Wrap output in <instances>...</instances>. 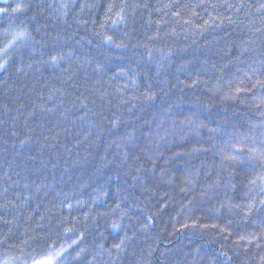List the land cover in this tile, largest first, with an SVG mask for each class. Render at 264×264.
<instances>
[{"label":"trees","instance_id":"16d2710c","mask_svg":"<svg viewBox=\"0 0 264 264\" xmlns=\"http://www.w3.org/2000/svg\"><path fill=\"white\" fill-rule=\"evenodd\" d=\"M0 65V264H264V0H2Z\"/></svg>","mask_w":264,"mask_h":264},{"label":"snow or ice","instance_id":"6c2138e0","mask_svg":"<svg viewBox=\"0 0 264 264\" xmlns=\"http://www.w3.org/2000/svg\"><path fill=\"white\" fill-rule=\"evenodd\" d=\"M108 39L110 40L111 38L109 37ZM53 59H55V57ZM0 67H2V65H0ZM252 183H255V181H252ZM261 203L264 204V201H262ZM116 247H119V245H116ZM36 264H52V259L48 258L45 260H41V261L36 262Z\"/></svg>","mask_w":264,"mask_h":264},{"label":"rangeland","instance_id":"374dc122","mask_svg":"<svg viewBox=\"0 0 264 264\" xmlns=\"http://www.w3.org/2000/svg\"><path fill=\"white\" fill-rule=\"evenodd\" d=\"M0 1H2V0H0ZM3 1H8V0H3ZM7 264H9V263H7ZM53 264V263H52Z\"/></svg>","mask_w":264,"mask_h":264}]
</instances>
